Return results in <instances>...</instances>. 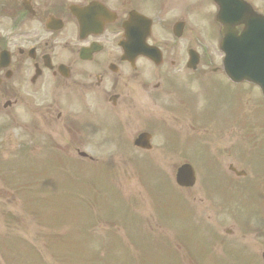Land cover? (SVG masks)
<instances>
[{
	"label": "flooded vegetation",
	"instance_id": "1",
	"mask_svg": "<svg viewBox=\"0 0 264 264\" xmlns=\"http://www.w3.org/2000/svg\"><path fill=\"white\" fill-rule=\"evenodd\" d=\"M23 2L31 6L32 14L24 10ZM140 7L146 10L151 5L144 2ZM121 35V30L107 26L80 25L66 9L44 13L32 0H0V128L33 127L32 109L44 131L57 130L60 144L76 151L84 143L95 153L92 136L99 112L105 107L144 108L142 96L134 94L146 93L150 86L145 76L138 79L145 72L134 75L121 61ZM161 78L162 74L148 92V103L154 99L158 109L183 112L185 98L168 91L155 98L162 89ZM17 108L23 110L21 118ZM136 127L145 124L140 119ZM132 130L122 135L113 151L144 152L131 147Z\"/></svg>",
	"mask_w": 264,
	"mask_h": 264
},
{
	"label": "rangeland",
	"instance_id": "2",
	"mask_svg": "<svg viewBox=\"0 0 264 264\" xmlns=\"http://www.w3.org/2000/svg\"><path fill=\"white\" fill-rule=\"evenodd\" d=\"M200 154L203 155L204 159L206 158L205 153ZM185 156L186 151L183 150L182 146V149L177 153L152 152L148 157H151L162 167L170 179L169 181L172 182L174 167ZM209 161L213 163V160ZM23 169L27 175L32 176L42 170L37 166ZM59 169L56 168L57 171ZM46 170L48 171V177L56 184L63 181L50 167ZM206 172L207 168H204L201 175H198L197 179H200V182L195 189L181 192H184L183 195L187 200H191L200 217L207 220L209 225L214 226V229L217 230L214 234L218 237L216 241L221 242L220 229L228 221L221 222V216H214V212H209L206 208L209 201L202 199V196L198 194L199 187L203 186L207 177ZM114 178L112 182L116 184V192L118 193L114 199L118 196L122 197L121 202L116 205V210L105 211L101 207L96 209V206L92 203L93 199L87 195V197H90V203L86 211H82L79 215L80 218L77 221L72 218L71 213L68 211L63 214L60 213L57 221L54 218L55 209L49 208L46 212V209L44 211L41 207L40 211L44 212L43 215L30 211L24 206L20 194V190L27 193L28 189L19 187L16 199L2 201L0 248L8 251L9 257L14 259L15 264H233L229 260H212L210 257L200 256L197 251H193L192 246H196L201 242L199 234L194 231H182L181 222H178L179 226L167 225L162 227L163 224L157 226L156 205L151 206V202L148 201L149 196L145 193L148 188H144L142 194H140L137 181L132 183L123 182L128 178L136 179L135 174L121 177L115 173ZM82 180L84 184H77L80 186L77 190L84 194L88 189L90 191L93 180L86 178H82ZM105 180L110 183L108 178H105ZM36 181L33 178L31 183ZM139 187L142 189L140 185ZM3 191L5 190L0 184V192ZM39 197L42 198L41 195ZM82 197L83 201H88L85 195H82ZM133 197L139 201L133 199ZM49 200L51 204L52 199ZM70 200L78 202L79 199L67 198V204ZM191 202L181 203L190 207ZM76 209H78V206H76ZM98 212L108 214L107 218L110 215L116 221H125L128 226L124 230L119 225L109 226L104 222L105 217L98 216ZM4 213H10V216L19 220V225L10 224L6 230V227L1 225ZM98 217L100 219H97ZM17 237L28 242L27 247L24 244L20 245L25 249L24 252H21L16 246ZM249 238L250 236L246 237V239ZM242 240L243 238H240L238 233L232 237L231 241L238 243ZM178 241L189 245L187 248L188 257L186 254L175 257V260L178 261L175 263L172 256H170L169 249H177ZM248 246H253L251 240ZM179 249L181 252L184 250L183 248ZM214 254L216 257L221 258V252H215ZM0 264L6 263L0 259ZM257 264H260V261Z\"/></svg>",
	"mask_w": 264,
	"mask_h": 264
},
{
	"label": "water",
	"instance_id": "3",
	"mask_svg": "<svg viewBox=\"0 0 264 264\" xmlns=\"http://www.w3.org/2000/svg\"><path fill=\"white\" fill-rule=\"evenodd\" d=\"M234 42L235 41H237V40H233ZM251 52V48L249 47V45L247 46H243L242 48H241V52H240V54H242V55H244V56H246V57H248V58H246V57H244L243 58V61H242V63H244V64H247L246 66H247V68H248V70H246L247 71V73H242L241 75H240V77H239V79L240 78H245V79H251V77H250V73H251V69H250V62H249V53ZM238 58H240V56H239V54H234V55H230L229 57H228V61H230V64H231V61L233 60V59H238Z\"/></svg>",
	"mask_w": 264,
	"mask_h": 264
}]
</instances>
